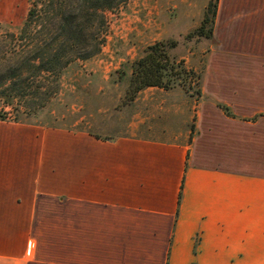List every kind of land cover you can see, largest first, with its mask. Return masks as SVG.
I'll return each mask as SVG.
<instances>
[{
	"label": "crops",
	"instance_id": "obj_1",
	"mask_svg": "<svg viewBox=\"0 0 264 264\" xmlns=\"http://www.w3.org/2000/svg\"><path fill=\"white\" fill-rule=\"evenodd\" d=\"M199 92L182 143L0 123V264H264V0L218 1Z\"/></svg>",
	"mask_w": 264,
	"mask_h": 264
},
{
	"label": "rangeland",
	"instance_id": "obj_2",
	"mask_svg": "<svg viewBox=\"0 0 264 264\" xmlns=\"http://www.w3.org/2000/svg\"><path fill=\"white\" fill-rule=\"evenodd\" d=\"M10 1L0 5L6 7L0 8V70L7 56L3 49L11 52L7 35L19 33L32 2ZM218 1L128 0L106 13V41L99 55L69 65L60 76L57 93L47 103L32 104L17 113L7 109L8 115L0 123H21L46 133L87 132L105 141L137 137L185 142L187 134L194 132L197 90L211 39L197 30L209 4ZM156 42L166 43L175 64L183 63L192 72L186 81L188 88L151 87L134 96L130 91L133 65ZM47 230L36 241L51 242Z\"/></svg>",
	"mask_w": 264,
	"mask_h": 264
},
{
	"label": "trees",
	"instance_id": "obj_3",
	"mask_svg": "<svg viewBox=\"0 0 264 264\" xmlns=\"http://www.w3.org/2000/svg\"><path fill=\"white\" fill-rule=\"evenodd\" d=\"M127 1L32 0L19 33L7 35L11 52L3 49L7 56L0 70V119H6L7 109L17 113L32 104L47 103L57 93L60 76L69 65L99 55L106 41V13ZM217 4H209L197 30L201 36L212 38ZM191 73L183 63L175 64L166 43L156 42L133 65L130 91L135 96L151 87L186 89ZM221 108L232 116L228 108Z\"/></svg>",
	"mask_w": 264,
	"mask_h": 264
}]
</instances>
